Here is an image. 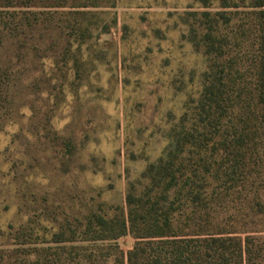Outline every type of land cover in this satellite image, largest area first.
I'll return each mask as SVG.
<instances>
[{
    "label": "rangeland",
    "instance_id": "rangeland-1",
    "mask_svg": "<svg viewBox=\"0 0 264 264\" xmlns=\"http://www.w3.org/2000/svg\"><path fill=\"white\" fill-rule=\"evenodd\" d=\"M229 3L115 0L78 14L58 12L50 32H28L24 48L4 43L0 85L10 97L0 115V264L12 262L14 237L23 241L30 229L49 237L92 211L127 215L128 195L147 192L157 168L171 157L176 164L188 159L176 154L174 141L214 63L202 42L204 13L232 35L264 10ZM238 53L244 61L254 55ZM261 196L264 212V189ZM231 205L223 215L248 214ZM248 215L257 220L248 230L264 237V213ZM134 243L132 236L119 240L125 251Z\"/></svg>",
    "mask_w": 264,
    "mask_h": 264
},
{
    "label": "trees",
    "instance_id": "trees-1",
    "mask_svg": "<svg viewBox=\"0 0 264 264\" xmlns=\"http://www.w3.org/2000/svg\"><path fill=\"white\" fill-rule=\"evenodd\" d=\"M236 1L264 8V0ZM114 3L0 0V48L13 40L26 47L28 32H50L58 12L73 15ZM204 17L209 27L202 42L214 63L198 106L183 119L174 141L176 154L186 153L188 159L176 164L171 157L157 168L147 192L139 198L128 195L127 215L92 211L49 237L45 230L35 235L34 229L23 234V241L14 237L10 264L20 257L23 264H264V237L248 230L257 221L248 214L264 213V10L251 26L235 25L232 35L219 20L210 21V13ZM243 48L252 51L251 60L235 55ZM9 97V88L0 85V115ZM170 192L175 193L172 201ZM181 202L191 211L183 212ZM233 203L248 214L223 215ZM126 236L135 240L128 251L119 244Z\"/></svg>",
    "mask_w": 264,
    "mask_h": 264
}]
</instances>
